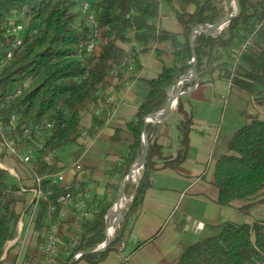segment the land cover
Here are the masks:
<instances>
[{"label":"trees","instance_id":"trees-1","mask_svg":"<svg viewBox=\"0 0 264 264\" xmlns=\"http://www.w3.org/2000/svg\"><path fill=\"white\" fill-rule=\"evenodd\" d=\"M90 2L97 26L83 16L76 0H0V62L15 40V35L8 33V25L12 22L24 25L22 45L14 49V57L0 67V122L6 139L13 146L21 153H32L30 167L36 175L60 173L65 169L51 163L50 158L82 137L87 129L84 113L100 104L107 89L120 90L127 82L138 79L147 57L155 51L162 62L161 71L155 79H144L150 91L138 108L136 120L122 132L117 130L112 137V141L123 139L125 131L129 146L123 163L115 164L107 175L124 183L132 165L143 154V135L147 133L149 151L144 172L114 241L105 251L87 253L72 263L77 252L93 251L105 242L106 216L115 200L109 201L107 195H91V184L101 172L89 164L80 163L81 170L70 181L53 183L44 179L41 187L47 199L38 203L36 217L31 222L34 244L20 264H45L50 207H56L52 215L55 222L61 209L58 199L67 194H90L89 204L95 212L81 225L79 244L68 254L64 245L75 238L80 221L73 209L69 220L60 223V230L64 234H69L70 230L72 235L61 242L52 264H78L80 260L98 264L120 247L125 240L126 216L142 203L151 187L155 159L162 157V146L155 137L156 125L149 124L145 128L144 120L166 107L168 91L194 67L193 52L198 74L207 76L218 60V51L225 49L228 54L224 68L216 67L211 72L218 70L220 80L229 81L233 88L264 108V46L257 49L252 42L253 46L246 53H239L240 46L255 34L264 36V29L255 33L262 19L264 0L255 4L251 0H239L241 11L237 20L230 22L219 36L198 34L194 42L191 39L194 29L213 26L221 19L223 10L217 0ZM162 9L171 10L180 31H170L160 24ZM93 39L95 48L89 52L87 46ZM168 55L172 58L170 66L164 61ZM230 57L234 60L238 57L237 63ZM21 89L22 93L15 96ZM178 109H182L181 102ZM93 116L94 124L89 130L95 135L104 120ZM247 118L251 122L228 139L226 152L215 155L209 184L215 204L230 207L234 202H244L241 210L248 216L254 206L264 203V119L255 115H247ZM192 124V119L188 118L181 125L183 148L172 167L181 164L188 155ZM11 177L8 170L0 167V264L21 246L19 224L24 214H30L33 208V204L25 205L18 212V203L26 204L20 199L25 186L21 180L12 182ZM115 185L113 183L112 188L120 190ZM32 189L29 187L28 191ZM217 232L216 236L188 246L177 264H264V221L226 222ZM17 258L16 255L15 261Z\"/></svg>","mask_w":264,"mask_h":264},{"label":"crops","instance_id":"crops-1","mask_svg":"<svg viewBox=\"0 0 264 264\" xmlns=\"http://www.w3.org/2000/svg\"><path fill=\"white\" fill-rule=\"evenodd\" d=\"M251 2L255 4V1L251 0ZM154 54L155 51L148 56L138 77L157 78L162 62L155 58L157 55ZM168 63L170 64V61ZM211 79L209 82H214L216 78L211 77ZM217 80L221 82L225 95L236 90L230 82L220 80L219 74ZM127 86L116 91L112 87L107 89L103 100H100L101 103L97 107H92L83 116L89 136L85 139L80 138L78 144L85 148L86 141H91V145L88 149L86 147L85 154L78 161L81 164L86 162L85 164L95 166L101 172L91 184L92 193L100 197L108 195L113 190L112 184H117V178L110 179L107 172L115 164L123 163L129 146L127 141L129 136L125 131L122 135L123 139L119 138L115 141L111 139L117 130H124L129 123L136 120L138 108L143 103L137 102L138 96L132 93L131 87L133 88L134 84H131L130 88ZM125 89L127 94L125 100L121 101L122 94L116 93ZM112 92L116 94L112 96L116 101L108 104L107 93ZM240 99L245 98L240 97ZM180 102L181 111L177 105L167 121L154 124L157 130L155 137L163 149L162 157L155 159L156 168L150 175L151 187L142 203L126 216L123 247L109 253L98 264H177L184 250L204 237L209 230L217 232L226 222L238 224L254 222L249 218L250 215L247 216L242 212L244 202H234L230 207H222L215 204L212 200L214 195L207 192L210 184L203 178L207 174L204 170L215 164V152L223 128L216 127L215 121L204 117V105L212 104L211 98L204 94V78L203 83L182 96ZM96 112H100L99 116L104 120V125L97 134L92 135L89 129L94 124L93 115H96ZM188 118L193 122L189 152L181 164L172 167L183 148L180 128ZM209 131L211 134L208 133ZM230 133H233V130ZM3 150L0 145V158L5 159L3 165L13 169L18 164L17 158ZM73 177V174H69L66 181H70ZM27 186L33 187V184ZM24 201L27 203H18V212H21L25 205L31 204L32 199ZM29 225L30 238L25 239L23 230L18 236L21 246L11 252L13 256L4 258L2 264H20L32 245L31 237L34 233L30 221ZM16 255L18 258L15 261ZM78 264L91 263L80 260Z\"/></svg>","mask_w":264,"mask_h":264},{"label":"rangeland","instance_id":"rangeland-1","mask_svg":"<svg viewBox=\"0 0 264 264\" xmlns=\"http://www.w3.org/2000/svg\"><path fill=\"white\" fill-rule=\"evenodd\" d=\"M253 1H255V3H257V1L259 2L261 0H253ZM217 5L220 9L223 10V13L221 16L224 17L225 14H227V12H229V10L232 9L233 0H217ZM160 24L170 31H174V32L180 31V27H179V25L175 19L174 14L171 12L170 9H168V12L162 9V13L160 16ZM227 28H228V26L225 29H227ZM193 33L195 35V32H193ZM220 34H221V32L219 34L213 36V37H217ZM251 39H252V42L256 44L255 48L258 49L260 46H264V36L262 33L255 34ZM151 53H150V55H151ZM227 54H228V52L225 51V49H223L222 52L218 51V54L216 56V57H218L217 58L218 60L215 62V65L213 67H211V69L209 70L210 71L209 77H207L208 75L202 76L201 74H198L197 71L196 72L194 71L195 72L194 78L193 79H190L189 77H188L189 79L186 78L185 79L186 81L182 82V85H181V90L184 93H187V92L195 89L196 87H198L200 84H202L203 78H204V94L206 97H210L212 100L211 105H207V106L204 105V117H206L207 119H212L213 121H215L217 124L216 127L221 126L223 128V132L221 134V139H220V142L217 146L218 147L217 151L215 152L216 155L225 153L226 152V144H227L228 139L237 130H239L240 128H242L243 126H245L251 122L250 119L247 118V115H255V116H259L260 119H264V108H261L255 102H252V100H250V98H248V96L244 95L243 93H242L243 94L242 95L240 91L237 92L236 91L237 89L231 91V93H229V95H225V92H223L221 82H219L217 80L219 71L215 70V71L211 72L216 67L224 68L223 62L227 61V58H226ZM156 57L157 56H155V58ZM166 59L168 61H170V64H169L168 61L166 60V64L168 66H170L172 58H170V55H168V58H166ZM231 60L235 61L234 62L235 64L237 63V57L235 58V60H234V58H231ZM190 71H193V69L191 68L186 73L188 74ZM211 77L216 78L214 82H209L210 80H212ZM131 84H134V87L133 88L131 87L132 93H135L138 96L137 102L141 101L140 102V104H141L146 99V97L150 91V86L144 80V77H141V76L132 82L126 83V85H128L127 86L128 88H130ZM186 85H189L190 87L186 88ZM173 87H172V89H173ZM171 90L168 91V101H169V96H170ZM230 90H231V88H230ZM116 94H122V97H120V98H121V101H123V100H125V95L127 94V90L125 89L123 92L121 90L120 92H118ZM116 94H114L113 92L109 93V94L107 93L109 98L112 97L113 95H116ZM108 96H107V99H108ZM240 97H244L245 99H240ZM180 101H181V97L178 98L175 107H177V105ZM175 107H174L173 111L176 109ZM84 116H85V113H84ZM231 130H233V133H230ZM86 132L89 133V131H86ZM208 133L211 134V131H209ZM81 139H85V138H81ZM86 142L87 143L85 145L88 149L89 146L91 145V141H86ZM86 147L82 148L78 144V142L74 143V144H70V145L58 150L55 155L51 156L50 162L57 164L59 167H62L64 169L73 168L75 166L76 162L81 158V156L85 154V152L87 150ZM23 154H31L32 155L31 152L23 153ZM0 161L3 164H5V159L2 158V159H0ZM17 162H18V164L15 167H13V169L8 168V171L10 172V174L13 175V177H11L10 180L12 182L22 180L21 182H22L23 186H25L27 189H29V187H31V186H27V185H31V184L34 185L35 184V180H36L35 175L32 172L30 165L24 164V163L20 162L19 160ZM84 163H86V162H84ZM3 164H1L0 166L5 168V166ZM6 167H8V166H6ZM205 171H207V174L205 176H203V178L206 182L209 183L211 178H212V175H213L214 164L212 167L206 168L204 170V172ZM143 172H144V170L140 171L139 177L136 178L129 185V187L127 188V190L125 192V194L129 198V204H128L126 211L124 212V216L130 208V205L132 202V196L135 192V187H137V185L139 184L141 177L143 175ZM24 184H26V185H24ZM115 186H117V188L119 187L120 190L113 189L107 195L109 201L115 200L114 204L117 202V199L121 193L123 183H121L120 180H117V184ZM207 192H208V194H211V195L213 194L212 186H209V188L207 189ZM92 194L93 193H91V195ZM20 199L30 201L32 199L31 190H30V192L28 191L27 193H22L20 195ZM30 216H32V213H31V215H29V214L25 215L24 214V216H23L24 227L23 228H22L23 224H21V223L19 224V234H20L21 229H22V231L24 229V231H25L24 237L26 236L25 237L26 240H28L30 238V235H28V231L30 230V227H29L30 226L29 225ZM249 218H251V220L254 222L255 221H257V222L258 221H264V203L254 206L251 209V214H250ZM218 234L219 233L216 231L209 230V232L207 234H205L204 237L198 239L196 242L201 241V240L206 239V238H209V237H212V236H216ZM71 235H72V231H70V230H69V234L68 233H66V234L62 233L61 242L64 241L65 237L69 238ZM34 236H35V234H34ZM33 238L34 237H31V243L32 244H34ZM23 243H22V245H23ZM72 243H73V240L69 243V245H64L67 250L70 251V249L72 248ZM9 244H11V242ZM119 249H120V247H119Z\"/></svg>","mask_w":264,"mask_h":264},{"label":"built area","instance_id":"built-area-1","mask_svg":"<svg viewBox=\"0 0 264 264\" xmlns=\"http://www.w3.org/2000/svg\"><path fill=\"white\" fill-rule=\"evenodd\" d=\"M76 1L78 3V7L80 8V11L82 12L83 16L88 17L89 21H91L95 26H97V23L95 21V11L92 8L90 0H76ZM261 11H262V19L256 25L255 33H258L259 31L264 29V5L262 6ZM13 23L14 22H12V23H10V25H8L9 26L8 27V33L15 35V40L16 39H23L21 37V32L24 29V25H22V28L20 30H13ZM15 40H14V43L12 44V49L9 50L6 54V58L1 60L0 67H3L6 64L9 57H14V55H15V51H14ZM252 46H253V43H252V39L250 38L246 41L245 44L240 46V51H239L240 55L246 53L249 50V48H251ZM87 50L89 52H92L93 51L92 45H88ZM237 61H238V57H237ZM26 86H28V85H26ZM21 93H22V89L18 90L16 92L15 96H18ZM115 101H116V98L110 97L107 99L106 102L108 104H112V103H115ZM99 114H100V112H96V115L99 116ZM88 136H89V133L85 131L82 134L81 138H88ZM0 140H1L0 145L4 149L3 152H6V153L16 157L17 160H19L20 162H22L24 164L30 165L32 155L21 153L15 146H13L6 139L1 122H0ZM1 168H3V167H1ZM79 170H81V164L78 161V162H76V164L73 168L65 169L64 171L57 173V174H54V175H48V176L42 177V176L36 175L32 171L35 175L36 180H35V184L33 185V189L31 190V193H32L31 204H33V208L29 214V215H31V213H32V216H30V219H29L30 223L33 222L35 217H36L39 201L47 199L46 194L43 192L42 187H41L43 180L44 179H50L53 181V183L66 181L67 176L69 174H73V176H75ZM22 192L27 193L28 189L24 187L22 189ZM91 201H92V196L90 194H79L77 196H75L74 194H67V195L61 196L58 199V203L61 205V209H60L59 217L57 218V220L55 222H53V220H52V215L56 211V207L55 206L50 207V231L47 235V239H46L47 243L44 247V253L46 256L45 264H52L54 262V257L59 253V248H60L61 238H62V233H63V231L60 230V223L62 221L65 222V221L69 220V218L72 216L73 209L75 210V213L77 215V218L80 221V224L78 225V228H76L77 229V235L73 239L72 248L70 249V251L67 250V254L76 249V247L79 244V236L82 232L81 225L88 218H90L92 216V214L95 212L93 209V206L89 204V203H91ZM108 216H109V213L106 216L107 225H108ZM21 224H23V222H21ZM23 226H24V224H23ZM23 226H22V228H23ZM119 228L120 227L115 228V230L112 234V237L110 238L111 242L114 241V239L116 237V232ZM21 231H22V229H21ZM21 231H20V233H21ZM105 244H106V240L102 245H99L93 251H101L105 247ZM122 247H123V245L120 246V248H122ZM83 255H84L83 251L77 252L74 256V260L80 259ZM258 264H263V263H258Z\"/></svg>","mask_w":264,"mask_h":264},{"label":"water","instance_id":"water-1","mask_svg":"<svg viewBox=\"0 0 264 264\" xmlns=\"http://www.w3.org/2000/svg\"><path fill=\"white\" fill-rule=\"evenodd\" d=\"M235 3H236V6H237V11L235 13V15H230L229 17V23L232 22V21H235L238 19L239 15H240V11H241V7H240V2L239 0H235ZM225 19L222 17L215 25L213 26H202L200 28H196L194 29V32H195V35L194 33L192 34V42H194L196 36L198 34H204V35H207V36H213L211 34H209V30L212 29L214 31L218 30L221 25L224 23ZM193 61L195 62L194 64V67L192 68L193 71H197L196 70V54L195 52H193ZM187 77V73H185L181 78L180 80L178 81V83L174 86L175 87H178L180 85V83L186 81ZM177 101L175 102V99H174V96L171 95L169 96V101L166 105V107L164 109H162L160 112L158 113H155V114H152V115H149L148 117L145 118V128H147V126L149 124H161V123H164L167 119H169V116L171 115L175 105H176ZM169 115L167 119H164L166 115ZM154 115H157L156 117V120L155 121H152L151 120V117L154 116ZM143 140H144V151H143V154L136 160V162L132 165L131 169L129 170L128 172V176L127 178L125 179L124 183H123V187L121 189V193H125L127 188L129 187L130 185V181H131V173L132 171H143L144 170V166H145V162H146V158L148 156V151H149V140H148V135L147 133H144L143 135ZM1 164V163H0ZM6 170H8V168L5 166ZM142 178V177H141ZM138 186L136 187L135 189V192L137 190ZM120 195L117 199V203H120ZM134 196V195H133ZM132 196V198H133ZM115 205V204H114ZM113 205V206H114ZM112 206V208H113ZM111 208V209H112ZM110 209V210H111ZM123 219H124V213L121 215L120 219L117 221L116 225H115V228H118L121 226L122 222H123ZM107 230H108V225L106 226V231H105V237H106V244H105V247L101 250V251H87V252H84V255L89 253V254H92V253H98V252H103L105 251V249L107 248V246L111 243V240L109 237H107ZM6 255V254H5ZM74 262V259L71 261V263ZM70 263V264H71Z\"/></svg>","mask_w":264,"mask_h":264},{"label":"bare ground","instance_id":"bare-ground-1","mask_svg":"<svg viewBox=\"0 0 264 264\" xmlns=\"http://www.w3.org/2000/svg\"><path fill=\"white\" fill-rule=\"evenodd\" d=\"M79 10H80V8H79ZM236 11H237V6H236V3H235V0H233L232 9L229 10V12H227V14H225V16L223 17L225 19L224 23L216 31L210 29L209 30V34L215 36V35L219 34L220 32L222 33V31H224V29L229 25V20H230L229 17H230V15L231 14L235 15ZM21 28H22V24H18V23H15V22L13 23V30H20ZM94 37H96V36L94 35ZM22 42H23V39H16L15 40V49L20 47L22 45ZM88 45H92V50H94V48H95V40L93 39ZM12 58L13 57H9L8 60H10ZM194 76H195V72L194 71H190L187 74L186 78L189 77L190 79H193ZM181 85H182V83H180V85L178 87H175V88L173 87V89L170 92V96L171 95L174 96L175 102L178 100V98H180V97H182V96H184L186 94V93H184L181 90ZM168 116L169 115L167 114L164 119H167ZM156 117H157V115L152 116L151 120L155 121ZM139 175H140L139 171H132L130 184L136 178H138ZM128 204H129V198L127 197V195L125 193H122L120 195V203L116 202L115 205L113 206V208L111 209V211L109 212L107 237H109V238L112 237V234H113V232L115 230V225H116L117 221L120 219L121 215L126 211V209L128 207Z\"/></svg>","mask_w":264,"mask_h":264}]
</instances>
